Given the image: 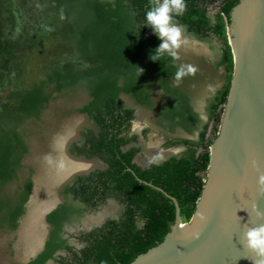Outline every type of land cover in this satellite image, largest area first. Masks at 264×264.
<instances>
[{
	"label": "trees",
	"instance_id": "1",
	"mask_svg": "<svg viewBox=\"0 0 264 264\" xmlns=\"http://www.w3.org/2000/svg\"><path fill=\"white\" fill-rule=\"evenodd\" d=\"M185 2V13L175 19L186 28V32L199 40L208 39L212 35L223 41L221 64L229 77L210 108L214 130L217 132L220 114L215 112L226 102L233 68L226 29L230 24L231 11L238 4V0H221L215 7L218 8V12L214 15L213 21L207 15V8L214 3V0H185ZM152 3L153 0H115L112 4L102 3L99 0H51L50 3L52 7L50 11L59 13V18L66 25L64 33L56 39L62 42L60 45H65L56 47L52 53L62 55L61 52H68L67 54L71 55L73 50H77L82 57L85 55L96 64V68L83 76L74 73V79L68 84L86 85L90 90L91 102L83 109L84 112L94 119L101 112L111 116L109 120L105 118L98 120V124L103 128L108 127L115 131L111 139L107 140L109 135L104 130L106 138L101 140L100 150L97 149L103 150L104 155L110 159L106 175L101 176L105 178L103 187L107 189L108 184H113L116 190L127 197L129 206L138 211L144 221L142 228H136L132 223V208H128L129 223H121L120 227L112 223L113 227L110 231L85 248L82 251V258L75 264H131L138 256L162 243L174 225L175 208L171 199L148 185L159 188L177 202L182 223H188L191 219L204 186L205 175L202 174L208 169L207 148L212 144V141L205 139L206 127L199 136L198 145L203 149L201 153L196 154L195 151H191L185 157L172 158L143 171L131 164L133 151L123 154L119 149L120 145L127 143L123 138H118L119 128L124 126L126 120L131 119L132 112L128 110L122 112L126 120L121 115H115L113 111L122 108L117 100L118 94L121 91L132 92L136 88L143 87L132 77L142 79L147 69L158 75L176 73L174 65L169 63L168 57L164 54L159 59H154V51L160 41L149 28L140 26L145 12ZM137 24L138 31L135 29ZM145 33L152 35L148 37ZM43 36L31 44L32 50L41 46L40 39ZM47 58L45 56L41 62ZM125 74L129 77H124ZM49 75L46 78L52 81L53 78ZM79 75L80 78L76 79ZM122 76L125 86L120 89L117 81ZM36 96L34 92L27 94L21 107L28 108L36 102ZM127 127L128 125L125 129ZM13 149L10 143L0 142V216L4 207L7 208L3 219L6 223L0 225L6 224L11 230L16 227L15 221L20 209L11 210V207L8 209L10 205L3 201L1 189L14 176L12 166L17 164V160L10 161ZM132 173L142 182L136 181ZM51 224L56 225V223ZM54 237L52 233L46 251L30 264H44L56 250L61 248V243H53Z\"/></svg>",
	"mask_w": 264,
	"mask_h": 264
},
{
	"label": "flooded vegetation",
	"instance_id": "2",
	"mask_svg": "<svg viewBox=\"0 0 264 264\" xmlns=\"http://www.w3.org/2000/svg\"><path fill=\"white\" fill-rule=\"evenodd\" d=\"M49 1L51 3V0ZM114 1L100 2L112 4ZM220 1L214 0V3L207 8V15L212 21L214 20V15L218 12V8L215 7L218 6ZM33 2L34 0H0V95L10 86H14L20 90L18 93L20 99L19 109L11 114L7 111V105H0V142L10 143L14 148L10 161L15 162L19 160L20 164L22 156L27 152L25 140L22 139L23 141H21L18 138L19 130L15 128L13 122L18 115L24 121L30 118H38L52 96L69 95L68 93L73 91L76 86L84 87L87 90L88 100L74 112L83 118L80 121L78 120L80 124L74 119L73 124H71L74 126L73 128H69L70 126L67 125L62 132H58L56 135L55 156L50 160L51 169L54 170V173L50 172L51 178H49L46 188H44V182L37 183L41 187L35 189V185L37 187L36 183L24 181L23 185L20 186L17 198L10 204L8 209L10 207L11 210L20 209L19 216L15 221V224L19 227L21 223L29 221L30 223H40L36 219L37 209L47 207L50 210L43 220L47 224L45 239L36 253L30 256L24 264L34 262L46 251V246L51 241L52 233L55 235L53 243H61V248L56 250L52 257L44 264H75L78 259L82 258V251L85 248L110 231L113 227L112 223L118 227H120L121 223H129L127 221L128 208H132V223H134L136 228H142L144 221L140 218L138 211L129 206L127 197L116 190L113 184H108L107 189L103 187L105 178H101V176L106 175L110 166V159L104 155L103 150L98 151L100 150L99 144L101 140H105L106 138L104 130L109 135L106 138L107 140L111 139L115 131L108 127L103 128L101 124H98V120L101 118L109 120L110 114L101 112V114H97V117L95 116V119L91 117V115L83 111L91 102L90 90H88L86 85L68 84V82H71V79H74V73H80L83 76L85 73L96 68V64H93L87 56L84 55L82 57L80 51L78 52L77 50H73L74 52L71 55H68V52L63 55H56L51 52L47 54V60L37 65V67L45 71L39 72L36 78L26 79L30 73L27 72L28 67H30L28 65L31 63H28L27 59L33 55L32 48L27 50L23 47L21 51H17V56L16 52H11L14 47L16 50V46L13 47L16 40L23 38L26 42L29 38V28L33 24L32 20H24V12L20 10V4L22 5L23 3L24 7L26 6L30 10L32 8L31 3ZM35 2L37 6L41 4V1L35 0ZM44 7L46 8V6ZM51 8V5H49L48 10H51ZM212 12L213 15H211ZM52 13L54 14V11ZM56 15H59V13H56ZM135 29L138 31V24L135 26ZM145 34L148 37L152 35L151 33ZM185 34L198 39L187 32ZM209 37L214 36L210 35ZM41 39L42 41H48L50 44L46 47L45 45H41L36 49L48 50V47L52 46V42L45 36ZM164 55L168 57L169 63L174 65L176 72L177 67L182 64V47L177 50L179 59H174L168 54ZM49 58L52 61L48 64ZM146 72V75L142 79L132 77L134 81L136 80L135 82H138L143 87L136 88L132 92L121 91L117 96V100L121 103L122 108L121 110L117 109L113 111L116 116H123L124 120H126V117L122 112L126 110L132 112L131 119L126 120L124 126L119 128L120 134L118 138H123L127 142L120 145L119 149L123 154L133 151L134 156L132 157L131 164L142 171L151 166L161 165L172 158H182V156L178 158L172 156L165 158L160 155L159 147L167 145L170 142L169 139L168 141L164 139V135L161 142H157L159 139H156V136H159L160 131L166 132L167 130L177 129L180 132L193 133L198 129L199 120L186 105L185 101L182 100L185 97L182 91L175 92L170 90L173 88H169L168 80H175V74L164 73L158 75L151 69H147ZM48 74L53 78L52 81H48L46 78ZM81 75L76 79H79ZM125 75L123 76L129 77V75ZM123 76L117 81V86L120 89H123L125 86ZM148 78L156 79L163 86L164 92L166 93L167 90L172 95V98L169 95L166 105L159 109L158 117L162 122L156 123L157 129L154 123L148 119L151 116L150 113L156 115L155 111L150 108L151 101L149 94L144 91L145 86L143 82ZM33 92L37 95L36 102H31L32 104L28 108H22V102L25 100L27 94ZM124 96L133 101L131 105L124 100ZM68 105L69 103L65 105V108L62 107L61 109L65 110ZM126 125L128 127L125 129ZM203 128L202 130H197L199 132L198 138ZM208 140L209 138L206 139V141ZM58 145H61V148ZM81 164L85 165V170L75 171V168L79 165L81 166ZM15 166H12V168L14 169ZM57 166L60 167V171L57 170ZM132 175L135 176L134 173ZM135 179L140 182L136 176ZM34 197H37V199L35 198L36 205H33L34 201H32V198ZM9 216L7 215V217ZM51 223H56V225H52ZM7 228L10 229L8 226ZM16 237L17 234H14L12 239L15 240L17 239Z\"/></svg>",
	"mask_w": 264,
	"mask_h": 264
},
{
	"label": "water",
	"instance_id": "3",
	"mask_svg": "<svg viewBox=\"0 0 264 264\" xmlns=\"http://www.w3.org/2000/svg\"><path fill=\"white\" fill-rule=\"evenodd\" d=\"M226 32L232 75L195 211L182 223L177 202L147 184L172 200L175 222L162 243L131 264H264L242 243L248 227L264 223L254 211L264 212V0H238ZM49 211L37 209L40 223L19 227L30 256L45 239Z\"/></svg>",
	"mask_w": 264,
	"mask_h": 264
},
{
	"label": "rangeland",
	"instance_id": "4",
	"mask_svg": "<svg viewBox=\"0 0 264 264\" xmlns=\"http://www.w3.org/2000/svg\"><path fill=\"white\" fill-rule=\"evenodd\" d=\"M38 1H41V4H38L39 7L34 0L35 3H31L32 8L30 10L26 8V6L24 7L23 3L22 5L20 4V10L24 12V20H32L33 24L31 25L32 27L29 28V38L26 42L23 38H19L13 45V47L16 46V50L14 47L11 52H16L17 56V51H21L23 47L28 50L32 47L31 44L42 35L52 42V46H49L48 50L33 49V55L27 59L28 63L31 62L28 65L31 69L28 67L27 72L30 73L26 79L36 78L39 72H44L45 70H41L40 67H37L42 61L41 59L55 50L56 47H63L65 45H60L62 42L56 40L64 33V28L66 27L65 23H63L56 13L53 14L50 9L48 10L50 5L49 0ZM100 1L106 2L109 0ZM44 6H46V8ZM211 15H213V12ZM56 35L58 36L57 38ZM185 36L187 37V43L182 45V64L190 65L194 67L196 71L182 77L179 82L176 80H168L169 88H173L170 90L175 92L179 90L182 91L183 96L185 95L182 100L185 101L186 105L194 112L197 119H199L197 128L202 130L203 127H206V139L209 138V140L211 139L213 142L217 137L220 124L217 125L216 132L214 130L215 126L213 120L211 119L212 112L210 106L214 104L215 98L218 93L223 90L229 77L225 67L221 64L223 41L215 37H209L207 40H199L187 34H185ZM40 41L41 45H45V47L50 44L48 41H42V39H40ZM64 53L65 52H61L62 55ZM48 61L49 64L52 59L49 58ZM33 66L34 68L32 69ZM28 81L30 82V80ZM143 84L145 86L144 91L148 92L150 97V108L156 113V115L150 113L152 117L149 116L148 119L154 123L157 129L156 123L162 122L158 117L159 109L166 105L169 100V95L170 98H172V95L167 90L165 93L163 86L160 85L161 83L154 78H148ZM19 92L20 90L18 88L10 86L0 95V105H7V111L11 114L19 109ZM68 94L69 95L52 96L38 118H30L24 121L21 119L20 115H18V117L13 120L15 128L19 130L18 138H20L21 141H23L22 139L25 140L27 152L22 156L20 164L19 160L17 164H15L13 178L1 189V197L8 205L17 198L20 186L23 185L24 181H31L33 184L44 182V188L48 185V180L51 178L50 172L54 173V170L51 169L50 160L55 156L54 147L56 146V135L58 132H62L67 125L70 126L69 128H73L74 126L71 124H73L72 122L74 119L77 122L83 119L74 112L88 100L87 90L81 86H76V88ZM123 98L129 105L132 104L133 101L130 98L125 96ZM67 103H69L67 108L62 110L61 108H65ZM215 113L220 114L221 120L223 107L220 106ZM78 123L80 124V122ZM197 130L193 133L180 132L177 129L167 130L166 132L160 131L159 136H156V139H159L157 142H161L163 135L166 141H168V139L170 140L167 145L159 147L161 152H159L160 155L165 158L169 156L178 158L187 156L191 151H195L196 154L201 153L203 149L198 145L199 132ZM58 147L61 148V145H58ZM209 147L207 150H209ZM82 166L86 168L85 165L81 164L80 167ZM58 167L59 166H57V168ZM58 170L60 171V168H58ZM40 187L41 185L39 184H37V187L35 185V189ZM35 198L37 199V197L32 198V201H34L33 205H36ZM6 209L7 208L4 207L1 211L0 224L6 223L3 221ZM14 234H17V239L15 240L12 239ZM18 240L20 244L16 246ZM25 247L26 245L20 236L18 225H16L13 230L8 229L6 224L4 226L0 225V264H24L30 257Z\"/></svg>",
	"mask_w": 264,
	"mask_h": 264
},
{
	"label": "clouds",
	"instance_id": "5",
	"mask_svg": "<svg viewBox=\"0 0 264 264\" xmlns=\"http://www.w3.org/2000/svg\"><path fill=\"white\" fill-rule=\"evenodd\" d=\"M186 11L185 0H153V3L144 14L140 26L147 27L160 41L154 51V59L168 54L179 59L177 50L187 43L186 28L179 24L175 17L183 15ZM153 61V60H152ZM196 69L190 65H179L175 73V80L179 82L182 77L192 74ZM256 220H264V212L254 206ZM203 219V217H201ZM244 247L264 256V223L255 227H248L243 233Z\"/></svg>",
	"mask_w": 264,
	"mask_h": 264
},
{
	"label": "bare ground",
	"instance_id": "6",
	"mask_svg": "<svg viewBox=\"0 0 264 264\" xmlns=\"http://www.w3.org/2000/svg\"><path fill=\"white\" fill-rule=\"evenodd\" d=\"M60 143V142H59ZM54 166V165H53ZM58 168H60V167H58ZM76 170L75 171H83V170H85L84 169V167H80V166H78V167H76L75 168ZM58 170V169H57ZM61 170V169H60ZM63 171V170H62ZM56 172V171H55ZM54 176H55V174H54ZM53 176V177H54ZM55 180V179H54ZM53 183V182H52ZM43 200V199H42ZM44 202V201H43ZM53 203V202H52ZM44 208H47V207H44ZM37 209V208H36ZM36 213V212H35ZM34 215V214H33ZM35 221V220H34Z\"/></svg>",
	"mask_w": 264,
	"mask_h": 264
}]
</instances>
